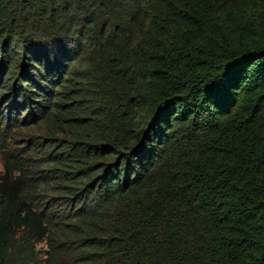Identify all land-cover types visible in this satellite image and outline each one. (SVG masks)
Listing matches in <instances>:
<instances>
[{
	"label": "trees",
	"instance_id": "obj_1",
	"mask_svg": "<svg viewBox=\"0 0 264 264\" xmlns=\"http://www.w3.org/2000/svg\"><path fill=\"white\" fill-rule=\"evenodd\" d=\"M0 126V264H264V0H0Z\"/></svg>",
	"mask_w": 264,
	"mask_h": 264
},
{
	"label": "rangeland",
	"instance_id": "obj_2",
	"mask_svg": "<svg viewBox=\"0 0 264 264\" xmlns=\"http://www.w3.org/2000/svg\"><path fill=\"white\" fill-rule=\"evenodd\" d=\"M22 116H24V114H22ZM2 126H0V174L2 173V171L4 170V163H3V158H2V156H3V149H4V141H6L7 140V143H11V145L12 146H14V145H23V144H25L24 143V141H22V142H19V143H17V142H15L16 141V139H19V138H21V139H23V138H26L28 135H29V133L30 134H34L35 136H37V134H40L41 135V133H42V131L43 130H36V129H21L20 130V132L19 133H17V134H15V135H13L12 136V138H7V136H5L4 135V130H3V128H1Z\"/></svg>",
	"mask_w": 264,
	"mask_h": 264
}]
</instances>
